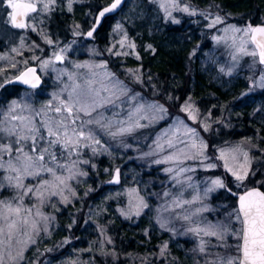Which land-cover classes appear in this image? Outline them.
Listing matches in <instances>:
<instances>
[{"label":"trees","instance_id":"obj_1","mask_svg":"<svg viewBox=\"0 0 264 264\" xmlns=\"http://www.w3.org/2000/svg\"><path fill=\"white\" fill-rule=\"evenodd\" d=\"M65 1L56 0L49 20L40 19L35 27L41 26V32L52 40L61 39L62 43L72 40L70 33L73 26L89 30L97 11L112 0H80L71 4V10ZM182 1L189 12L179 13V23H175L167 18L159 0H128L117 15L105 18L103 26L92 39L100 52L97 56L92 55L91 59L106 63L107 69L123 81L132 93H139L143 100L192 99L202 116L214 119L211 135L214 145L251 139L254 145L251 150V174H255L251 175L245 186L235 187L231 182L227 184L237 193L254 186L264 189V110L261 107L264 92L245 95L248 82L243 77H236L232 85L225 88L201 67L205 52L214 42L213 28H209L208 24L216 14L241 25L264 23V0ZM193 11L195 14L190 15ZM116 19H120L121 30L112 31ZM9 29L11 32L22 30ZM117 31L121 32L120 35ZM33 34L34 38L28 37L27 42L16 45L19 50L24 51L27 46L40 40L38 32L34 31ZM122 37L126 38L123 45L121 41L125 39ZM129 44H134L135 48H130ZM10 47L0 30V52L8 51ZM45 84L44 81L41 90L46 87ZM23 91L30 89L5 85L0 90V109L6 110ZM221 114L223 120H220L222 125L219 126L216 121ZM149 137L146 128L138 129L125 137L123 145L108 141L111 144L109 147L114 145L115 148L102 151L100 156H94L86 148L79 158L89 163L80 164L78 169L87 175L78 176L72 183L75 195L70 193L67 203L52 197L42 206L38 204L41 212L50 217L48 231H43L42 223L40 234L35 238L36 243L29 244L20 264H42L48 260L53 264H71V260L62 259L81 247L86 251L83 253L84 260L79 264H163L158 251L159 245L167 240L168 233L160 234L153 227L147 212L137 216L135 211L129 209L127 200L121 197L116 207L111 201L104 213L99 216L95 214L109 187L108 181L116 175L117 169L123 177V184L128 181L129 171L133 172V185L149 200L164 192L165 186L161 183L164 185L166 179L161 178L154 167L148 169L147 162L140 157V150L149 142ZM102 143L108 146L105 141ZM2 175L4 173L0 171ZM12 193L14 190L11 188L0 189V199H11L9 196ZM223 193L237 207V198L227 190H223ZM30 200L32 198L28 197L27 205ZM216 200L217 196L213 195L211 202ZM171 249L178 259H182L180 252L177 254L174 247Z\"/></svg>","mask_w":264,"mask_h":264},{"label":"snow or ice","instance_id":"obj_2","mask_svg":"<svg viewBox=\"0 0 264 264\" xmlns=\"http://www.w3.org/2000/svg\"><path fill=\"white\" fill-rule=\"evenodd\" d=\"M55 2L56 0H0V4L6 3L7 8L11 9L8 17L11 25L17 29L32 27L31 24L26 23V19L35 20L40 14L51 11ZM71 2L72 0H69V10H71ZM121 3L122 0H114L109 7L104 8L100 16L114 11ZM161 7H164L167 14L171 16L166 4H161ZM172 7L182 12H189L188 6L180 8L177 0H172ZM189 14L194 15L195 12ZM174 22L179 23V21ZM223 23L224 18L217 15L208 27L213 28ZM224 31H231V45L236 49V53L252 57L253 65L264 66V24L253 26L248 23L244 27L228 25ZM87 35L92 36V31H89ZM219 39L221 38H217L218 42ZM128 46L135 48L134 44ZM64 51L61 49L60 52L54 53L55 60L63 61L64 56L61 53ZM232 58L236 60L237 55L233 54ZM49 65H52V61L46 60L42 67ZM74 67L76 69L87 68L89 72L86 74L68 72L71 84H66L60 93H53V99L39 109L34 108L30 103H21L17 100H13L6 110L0 109V171L4 173L0 176V189L11 188L15 192L11 199H0V264H20L23 261V253L29 244L36 243L35 237L40 234L41 222H43V231H48L50 217L44 215L36 205L25 206V197L34 196L41 206L53 196H59L63 202L67 203L68 197L64 195L65 190L75 195L70 188L69 181L76 179L78 175H87L86 172L78 171L80 164L89 163L88 160L79 159L82 150L88 148L93 155L101 150L107 151L101 144L98 133L111 139L125 137L165 118L167 110L162 105L145 102L139 93H132L123 81L115 78V74L107 70L106 63L91 65L85 62L76 64ZM2 71L0 69V72ZM35 72V68H27L14 79L0 83V88L7 84L20 83L27 85L29 89H37L41 82ZM228 74H231V69ZM136 79L139 80V76ZM256 86L264 88V74L256 82ZM64 92H67L66 99L61 98ZM26 95L30 96V93ZM124 105H127V109L122 107ZM189 107L190 105L182 110L188 111ZM105 110H112V116H106ZM122 113H124L123 118H119ZM141 121H147V123H141ZM185 134H190V143L177 152L155 160L154 163L180 162L181 156L184 159H194L195 155H189L192 150H198L196 154L202 155L207 145L202 141L197 143L196 130L185 126ZM174 136L175 133L172 136H169L167 132L158 134L156 140L153 141L154 147L144 155H157L163 153L166 148H174L176 143H184L174 140ZM124 146L128 147V145ZM226 151L231 154L233 161H237V154L242 155L243 163L238 165L240 171H234L232 167H229ZM73 155L77 159H72ZM220 158L225 160L224 166L232 173L236 181L242 184L247 179L252 162L247 151H242L239 147L221 150ZM61 160L64 162L61 163ZM215 166L214 164L208 165V167ZM164 170L173 171L171 167ZM188 171L192 169L178 167L175 175L179 177ZM45 173L50 176V179L43 178ZM28 177L40 179L35 186H32L25 184ZM187 179L191 181V177ZM114 182H119V169L116 170ZM211 183L215 187H225L223 181L219 179ZM176 184L181 185V190L173 198L172 204L176 208L183 209V215L179 218L191 225L185 230V234L192 233L200 238L199 252L206 253L211 243L204 237H215L217 245H212L213 247L221 246L225 249L234 247L237 253L234 256L216 253L215 258L206 260L205 264H264V192L255 188L247 190L244 195L239 196L238 206L227 214L228 223L212 224L201 218V213L209 211L206 205L191 210L184 208V205L202 202L199 187L188 183L187 188H192L194 194L190 200H185L182 199L183 192L186 190L184 182L176 179ZM213 190V188H206L204 196L206 197L208 192ZM135 192L136 189H130L129 196L131 197ZM164 195L168 196L170 193L165 192ZM137 198L139 203L136 205L135 214L138 216L148 205L143 197L137 196ZM33 208L36 209L34 215ZM233 221L240 227L233 230L231 227ZM161 227H165V224L161 223ZM21 236L25 239L20 240ZM229 236L240 243L229 245L227 243ZM21 244L23 246L13 254L14 245ZM166 247L165 244L164 248ZM163 254L164 249H161V255Z\"/></svg>","mask_w":264,"mask_h":264},{"label":"rangeland","instance_id":"obj_3","mask_svg":"<svg viewBox=\"0 0 264 264\" xmlns=\"http://www.w3.org/2000/svg\"><path fill=\"white\" fill-rule=\"evenodd\" d=\"M78 1L80 0H72L71 4L73 5L74 2ZM159 1L160 4H166L168 12H171V16H169L166 12L167 18L177 21L179 13L181 14L183 12L177 10L175 7H172V0ZM177 2L179 3L180 8L187 6L183 4L182 0H177ZM68 3L69 0H66L65 4L67 8ZM162 8L165 10L164 7ZM10 11L11 9L7 8L6 3L0 4V30L6 36V40L11 46L10 50L0 52V57H4V59H0V69L3 70L2 72H0V83H3L5 80H12L20 72L32 65L38 67L40 74L46 82V87L44 89L41 90L40 87L37 89H30V91H23L21 96L14 100H17L21 103H30L34 108L39 109L42 105L47 104L50 100L53 99V93H60L61 90L64 89L66 84H71V81L68 79V72H77L85 74L89 72V69L87 68L76 69L74 67L76 64H83L87 62L88 64L96 65L104 63L103 61L101 62L100 59H98L99 62L91 59L93 58L92 55H98V51L100 52V49L96 45V43L93 42V40L89 41L86 39V33L88 30H85L79 26H73L70 33L72 38L70 42L66 41L62 43L61 39L57 41H55L54 39L52 40L50 36H48L46 33L41 32V26L35 28L38 25V22H40V19L47 18L49 20L51 13V11H49L40 14L35 20H28L27 23L31 24L32 27L22 29L20 32H11L9 28L12 27L8 17V12ZM217 15L221 16V14H216V16ZM223 18V24H218L213 27L212 36L214 42L211 45L210 49L205 52V55L201 60V67L205 71L211 73L212 78L217 84H220L225 88H229L232 85V82L236 79V77H243L248 82L247 89L244 92L245 95L250 96L259 92H264V88L256 86V82H258L260 80L261 75L264 74L262 73V69H264V66H261L259 64L253 65L252 57L241 56L236 53V49L231 45V31H224V29L228 25L244 27L248 23L241 25L236 21H232V19H229L226 16ZM119 20L120 19H116L115 21H113L111 28L112 31L115 29L121 30V24L119 23ZM211 22L212 20L209 22V24ZM34 31L38 32L39 36H41L40 40L36 43L32 42L33 45L27 46L25 49H23L24 51L19 50L17 47L19 44H24L25 42H27L26 40L28 39V37H35V35L33 34ZM117 32H119L117 34L120 35L121 32ZM217 38H221L219 39V42ZM124 39L125 40L121 41L122 45L126 42V38ZM48 40L52 42L48 43ZM13 49H16V51H13ZM61 49L65 50L63 53H61L64 56V60L57 61L55 60L54 53L60 52ZM233 54L237 55L236 60H233ZM46 60H51L52 65H54V67L52 65H49L48 67H42L43 62ZM13 64H15L16 66L13 67ZM221 69H223V71H221ZM230 69L231 74L229 75L228 73ZM93 70L101 71L100 69ZM107 70L112 72L109 69ZM6 71H8V73H4ZM13 73L15 74L13 75ZM1 89L2 88H0V90ZM26 93H30V96L26 95ZM61 98L66 99L67 92H64ZM143 101L162 105L167 110L164 119H159L157 122L152 123L150 127L146 128V130L148 131V135H150V139L149 142L145 146H142L140 150V157L144 162H147V168L149 169L154 167L155 171L160 172L161 178H164V180L166 179L165 181L162 180L164 181V185L163 183H161L162 186H165L164 192H162L161 196H154L152 200H149L140 193V190L135 185H133V178L135 177V174L133 172L129 171L127 177L128 181H126L125 184H123V177L119 173L118 183L112 182L114 180L115 175L112 176V178L108 181L109 187L107 188L106 194L103 197L102 201L95 210V214L99 216L104 213L107 210V206L111 203V201L114 202V206L116 207L121 197H124L127 200L126 202L128 204L129 209L135 211L136 205L139 203L137 196L143 197L144 202L148 205V207L143 208L140 214L147 212L148 215L151 217L153 227H155L160 234H163L164 232L168 233L167 240L159 245L158 251L160 257H162L163 264H205L206 260L214 259L216 253L233 256L237 255L234 247L230 249H225L221 246L213 247L212 245H217V240L215 237H204L205 240H210L211 243L208 245L206 253H200L198 250L200 238L193 235L192 233L185 234V230L191 225H189L188 222H185L184 220L179 218L181 215H183V209L176 208L172 204V200L181 190V185L176 184V179H179L184 182V187L186 190L183 192L182 199L185 200H190L192 198V195L194 194L192 188H187V184L192 183L194 185H197L199 187L200 195L203 198L202 202H197L193 205H184V208L191 210L196 207L206 205L209 208V211L201 213V218L206 219L212 224H216L218 222L228 223L227 214L231 212L234 208H236V205L234 202L228 199L227 195L223 193V190L231 189L227 184L228 182H231L235 187L245 186L247 185V182H249L248 180L251 178V175H253L251 174L253 164L251 150L254 147V145L252 144L253 141H251V139H247L239 142H228L214 145V143L211 142V135L213 132L212 130L215 125L214 119L211 116H202L199 112L198 107L192 99L184 98L183 100L176 101H171V99H160L154 101L144 99ZM189 105L190 107L188 108V111L182 110L185 107H188ZM122 107L127 109L126 105ZM261 107H263L262 109L264 110V103ZM105 115L111 117L112 110H105ZM123 116L124 113H122L121 117L119 118H123ZM218 119L219 120H217L216 122L217 125L220 126L222 125L220 123V120H223L222 114L219 116ZM181 121L182 123H180ZM141 123H147V121H141ZM185 126H187V128H194L196 130L198 134L195 138L197 143H200L202 141L203 144L207 145V147L203 149V154L197 155L196 153L198 150H192L189 155H195L196 158L194 159H184L183 156H181L180 162L170 161L168 163L161 164L154 163L155 160L162 159L163 156L169 155L172 152H177L179 149L184 148L186 144L191 142L190 134H185ZM165 132H167L169 136H172L173 133H175L173 139L183 141L184 143H176L174 148H166L163 153L153 156H145L144 153L149 152L151 148L154 147L153 141L156 140L157 135ZM98 137L101 140V144L107 149V152L115 148L114 145L113 147H109L111 144H108V141L117 145H123L122 143L125 141V137L111 139L110 137L102 133H98ZM102 141H105L108 146L104 145ZM237 147L242 149V151H247L252 161L249 169V175L247 179L242 182V184L241 182L236 181L232 173L229 172L228 169L224 166L225 160L220 158L221 150L235 149ZM85 149L86 148H84L82 152ZM102 151L103 150L99 151L96 155H102ZM237 156V161H233L231 159V154L226 151V159L228 165L229 167H232L234 171H240L238 165L240 163H243L242 155L237 154ZM72 159H77V157L73 155ZM63 162L64 161L62 160L61 163ZM209 164H214L216 166L208 167ZM170 167L173 169L172 172H166L164 170ZM178 167L192 169V171L182 173L179 177H176L175 173ZM78 176L76 177V179L69 181L71 190L72 183L78 179ZM188 177H191V181H188ZM43 178L50 179V176L45 173L43 175ZM39 179L40 178L33 179L31 177H28L25 180V184L35 186L39 182ZM216 179L223 181L225 187L221 188L212 185L211 182ZM238 184H241V186H238ZM160 186L161 185L159 183V187ZM206 188H213L214 190L208 192L207 196L205 197L204 190ZM130 189H136V192L132 193L131 197L129 196ZM165 192L170 193V195L165 196ZM220 192L222 194H220ZM70 193L71 191L65 190L64 195L68 197ZM14 195L15 192L14 194L12 193L9 198H12ZM213 195L217 196V200L215 202H211ZM53 197H57L59 200L61 199L59 196ZM27 198L28 197H25L24 199L25 206L32 207L33 205H36L38 207L39 203L34 196L31 197L32 200L29 201L28 205L26 204ZM152 202L154 204H152ZM35 211L36 209L33 208V215L35 214ZM43 214L47 215L46 213ZM42 223L43 222H41V224ZM161 223H164L165 227H161ZM231 227L233 230H235L239 228L240 225L233 221ZM19 239L23 240L25 239V237L21 236L19 237ZM227 243L229 245H235L237 243H240V241L229 236ZM165 244L167 245L166 248H164ZM22 246V244L14 245V252ZM172 247L176 249V252L178 251L177 254H179L180 252V255H183V260L181 258L178 259L176 254L174 255L171 249ZM81 249L83 248L81 247L73 251V254L71 256L64 257L62 261L71 260V264L72 262H76V264H79L80 262H82V260H84L82 259L83 253H85L86 251ZM161 249H164L163 255H161ZM5 259L7 260V257H5ZM42 264L53 263L48 260ZM66 264H68V262Z\"/></svg>","mask_w":264,"mask_h":264},{"label":"water","instance_id":"obj_4","mask_svg":"<svg viewBox=\"0 0 264 264\" xmlns=\"http://www.w3.org/2000/svg\"><path fill=\"white\" fill-rule=\"evenodd\" d=\"M127 1H128V0H122L121 5H120L117 9H115V10L112 11V12L105 13L104 16H100V13L104 10L105 7H109V6L114 2V0H112L109 4H107V5L103 6L102 8H100V9L97 11V13H96L95 20H94V24H93L92 27L87 31V33H88L89 31H92V36H88L87 33H86V39H87V40H92V39L94 38L95 34H96V33L99 31V29L103 26V23H104L105 18L108 17V16H115V15H117V14L123 9V7H124L125 4L127 3ZM26 22H27V19H26ZM261 24H264V23H259V24L253 25V26H257V25H261ZM11 26H12V25H11ZM12 27H13V26H12ZM13 28H14V27H13ZM14 29H17V28H14ZM27 68H35V69H36L35 75H37V76L40 77V82H41V83H40V87H41V86L44 84V79H43L42 75L40 74V72H39V70H38V67L35 66V65H32V66H29V67H27ZM27 68H26V69H27ZM26 69H24L23 71H25ZM23 71H22V72H23ZM19 74H20V73H19ZM19 74H18V75H19ZM18 75H17V76H18ZM13 79H14V78H13ZM10 85H16V86H19V87L24 88V89H29L27 85H23V84H20V83H12V84H10ZM40 87H39V88H40ZM112 182H114V180H113ZM114 183H117V182H114ZM254 188H255V189H258L259 191L264 192V189H262L261 187H252V188H250L249 190L254 189ZM228 191H229L230 194H232L234 197L237 198V206H238V204H239V196L244 195V193H245L246 191H245V192H242V193H237V192H235V191H232L231 189H228Z\"/></svg>","mask_w":264,"mask_h":264},{"label":"flooded vegetation","instance_id":"obj_5","mask_svg":"<svg viewBox=\"0 0 264 264\" xmlns=\"http://www.w3.org/2000/svg\"><path fill=\"white\" fill-rule=\"evenodd\" d=\"M12 27V26H11ZM13 28V27H12ZM14 29V28H13ZM227 191H228V189H227ZM233 191V190H232ZM229 192V191H228ZM230 194V193H229ZM230 195H232V194H230ZM233 196V195H232ZM236 198V197H235Z\"/></svg>","mask_w":264,"mask_h":264}]
</instances>
